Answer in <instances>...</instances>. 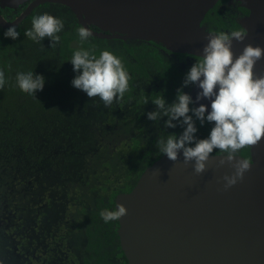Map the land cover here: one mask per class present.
<instances>
[{
	"label": "flooded vegetation",
	"instance_id": "1",
	"mask_svg": "<svg viewBox=\"0 0 264 264\" xmlns=\"http://www.w3.org/2000/svg\"><path fill=\"white\" fill-rule=\"evenodd\" d=\"M30 2L16 10L0 8V16L10 22ZM45 4L49 8L42 7ZM48 9L66 15L64 25L70 22L69 9L56 3H40L28 16L55 17ZM248 15L238 0H217L200 26L208 33L245 30L240 21ZM90 38L105 41L122 60L131 77L129 90L109 107L83 91H75V99L58 98L59 92H54L49 107L44 100L37 101L34 112L39 122H18L19 130L35 129L36 149L24 155L20 149L27 142H23L16 155L7 150L0 156V264H127L118 221L105 223L100 212L113 210L116 197L128 193L141 173L162 156L155 145L157 137L183 132L179 124L165 128L167 117L153 123L147 113L156 110L151 101L157 96L163 95L169 104L175 100L199 55L151 40ZM183 91L193 99L200 89L189 85ZM212 126L197 120L196 136L207 138ZM211 155L223 154L214 150ZM237 155L249 160V147Z\"/></svg>",
	"mask_w": 264,
	"mask_h": 264
},
{
	"label": "water",
	"instance_id": "2",
	"mask_svg": "<svg viewBox=\"0 0 264 264\" xmlns=\"http://www.w3.org/2000/svg\"><path fill=\"white\" fill-rule=\"evenodd\" d=\"M30 0H0V8L16 10ZM217 0H32L14 20L0 16L1 28L15 27L40 3L64 5L77 23L94 37L154 41L168 49L202 55L207 43L200 21ZM249 11L240 24L245 40H233L239 56L245 45L264 48V0H238ZM254 72L264 75V58ZM196 98H193L195 101ZM207 99L196 102V107ZM211 155L207 170L194 172V161L184 164L162 155L149 165L128 193L120 194L127 214L118 221L117 234L127 264H264V138L249 147L252 166L243 180L224 189L230 164L217 167ZM237 159L246 160L241 156Z\"/></svg>",
	"mask_w": 264,
	"mask_h": 264
},
{
	"label": "clouds",
	"instance_id": "3",
	"mask_svg": "<svg viewBox=\"0 0 264 264\" xmlns=\"http://www.w3.org/2000/svg\"><path fill=\"white\" fill-rule=\"evenodd\" d=\"M31 24V29L25 32L28 38L37 43L48 38L51 47L59 43L58 33L64 29L63 20L44 13L34 16ZM77 31L82 44L93 35L84 26ZM4 35L16 40L20 33L16 27H9ZM246 36L245 30L208 33L202 55L185 74L175 100L169 104L163 95L157 96L151 101L156 110L147 113V118L153 123L167 117L165 128H176L178 124L183 127L179 135L173 133L157 137L155 145L162 155L173 162L179 159L182 152L185 165L194 161L193 168L197 175L207 170V162L214 150L222 153L217 167L228 163L235 170L232 175L222 177L225 190L238 180H243L244 173L252 166L248 160L237 159V154L244 148L258 145L264 138V75L257 76L254 72L257 61L264 58V48L247 44L239 56L232 51L233 40L242 43ZM70 62L76 73L71 81L72 86L85 92L91 99L98 97L105 107L122 99L129 90L131 77L122 60L111 51L103 50L97 57L81 47L74 51ZM16 81L19 89L29 95L42 91L45 85V77L32 71L17 73ZM5 83V73L0 70V89ZM189 85H196L200 89L195 101L183 91ZM205 99L210 101V111L208 105L203 103L190 108L191 104ZM190 112L192 115H189ZM197 120L201 125H213L207 138L196 136ZM126 214L127 209L123 204L100 212L105 223L120 220Z\"/></svg>",
	"mask_w": 264,
	"mask_h": 264
},
{
	"label": "trees",
	"instance_id": "4",
	"mask_svg": "<svg viewBox=\"0 0 264 264\" xmlns=\"http://www.w3.org/2000/svg\"><path fill=\"white\" fill-rule=\"evenodd\" d=\"M55 6L57 9H65L60 5ZM42 7L49 8V4ZM47 11L55 13L56 18L63 20L64 23L66 22V15L52 9ZM60 12L62 11L60 10ZM69 14L70 22L67 23V26L64 25V29L58 33L60 41L55 47L50 46L51 41L48 38H45L39 44L25 35V32L32 27L31 21L36 16L35 14L28 16V13L21 20L23 22L19 26H15L20 33L16 40L5 37L4 33L7 29L0 30V70L4 71L6 80L3 89H0V156H4L7 150H9V153L16 155L19 146L23 142H27L20 149L24 155H28L36 149L34 144L35 129L23 128L19 130L18 122H39L38 115L34 112L39 99L46 102L44 104L46 107L50 106L47 101L53 98L54 92H59L58 98L65 95L63 99L67 97L75 99L76 94L74 92L77 89L72 86L71 81L76 73L73 71V65L70 62L75 50L83 47L90 50L97 57L101 51H109V46L102 40L89 38L82 44L77 31L81 26L77 23L73 14L71 12ZM73 41H76L79 45H73ZM29 71L45 77L43 90L37 91L35 95H29L21 91L17 85V73ZM72 109L75 110V107ZM43 131L52 132L49 129H43ZM47 137L49 138V136ZM51 137L50 135L49 143H47L49 147ZM43 144L45 146L46 143Z\"/></svg>",
	"mask_w": 264,
	"mask_h": 264
},
{
	"label": "rangeland",
	"instance_id": "5",
	"mask_svg": "<svg viewBox=\"0 0 264 264\" xmlns=\"http://www.w3.org/2000/svg\"><path fill=\"white\" fill-rule=\"evenodd\" d=\"M8 22V21H7ZM5 29H8V28H5ZM77 91H79L78 89H77Z\"/></svg>",
	"mask_w": 264,
	"mask_h": 264
}]
</instances>
